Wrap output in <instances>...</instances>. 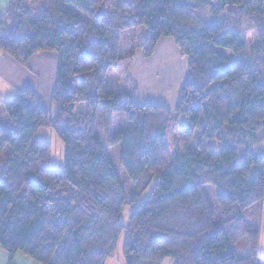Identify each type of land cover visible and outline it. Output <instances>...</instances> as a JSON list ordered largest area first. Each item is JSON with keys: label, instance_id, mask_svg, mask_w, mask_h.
<instances>
[{"label": "trees", "instance_id": "obj_1", "mask_svg": "<svg viewBox=\"0 0 264 264\" xmlns=\"http://www.w3.org/2000/svg\"><path fill=\"white\" fill-rule=\"evenodd\" d=\"M41 2L44 9L33 19L25 0H9L0 15L1 53L24 68L36 54L56 56L51 110L28 87L0 100V158L11 149L0 173V247L9 258L20 253L39 264H105L124 234V264H264L258 232L247 225L264 200V146L257 147L264 142V0ZM204 10L211 18L228 17L211 20ZM140 27L144 58L170 38L185 60L173 112L135 105L133 84L107 90L108 74L123 60L124 38ZM253 27L249 60L223 53L244 56L245 33ZM99 106L123 114L127 124L105 141L96 136ZM181 118L189 125H180ZM50 128L63 145L62 170L52 169L49 144L36 141L40 129ZM172 132L179 143L174 156L167 141ZM114 145L128 179L137 182L146 173L155 179L126 225L120 216L128 199L108 154ZM238 152L243 158L235 163ZM206 186L214 189L221 223ZM241 238L249 249L243 258L234 249Z\"/></svg>", "mask_w": 264, "mask_h": 264}, {"label": "rangeland", "instance_id": "obj_2", "mask_svg": "<svg viewBox=\"0 0 264 264\" xmlns=\"http://www.w3.org/2000/svg\"><path fill=\"white\" fill-rule=\"evenodd\" d=\"M26 6L28 8L33 9L30 13V18H35L39 13H41L44 9V6L41 0H25ZM201 15L214 20H225L228 15L227 13H223L218 17L211 18L208 16L207 11H202ZM245 23V22H243ZM231 24V23H230ZM247 23L243 26L245 27ZM233 25V24H232ZM145 29L143 27L138 28L137 30L128 33L124 38L122 49H121V57L123 58V62L119 65L120 68L118 70H112L108 74L107 77V90L112 92H120L122 89H129L132 87V83L128 80L127 75H122L124 73V68L127 64V60L130 58V51L132 47H137V42L143 36V32ZM246 34V53L244 56L241 55L239 58H233L229 55L228 52L223 51V53L236 61H244L249 60L251 55V49L255 45L256 41V29L251 28ZM170 44H161V47L157 54H153L150 58L151 66H152V74L151 77L145 78L146 83L150 84L153 87L154 92L159 96L162 94V99L164 102L168 104H177L179 97V90L185 80L186 76V65L185 60L180 54L178 48L175 46L172 40H169ZM149 88V87H148ZM150 89V88H149ZM160 97V96H159ZM176 107V106H175ZM175 110V109H174ZM169 111V110H168ZM173 112V111H172ZM188 120L186 118L180 119V125H189ZM126 121L123 114L115 113L112 111L110 106H99L97 111V123H96V136L100 140H107L111 137L117 136L119 133L123 132L126 127ZM203 127V123H200V130ZM176 132V131H175ZM200 131L197 129L196 135L194 139H197L198 133ZM174 132L169 133L168 138V146L171 151L172 156L179 149V143L176 141L177 139L173 136ZM36 141L41 143H47L50 146V155H51V167L54 170H62L63 169V145L54 132L53 129H40L36 135ZM180 142V141H179ZM258 144V150H261L264 146V142L260 141ZM221 145L217 142H212V149L214 151H219ZM11 149L9 147L5 148L1 158H0V173L1 168L5 165V162L10 154ZM108 154L112 166L123 186V189L126 194V198L128 199L126 205L123 207L120 221L122 224L126 225L128 218L133 211V209L138 206L141 202H143L150 194L155 179L154 177L148 175L147 173L140 176L137 182H133L127 178L123 169L119 164V154H120V145H114L108 147ZM243 158V153L238 152L235 163H240ZM252 174H257L258 170L256 167L252 169ZM204 191L207 195V200L211 205L215 220L218 223H221V214L220 210L215 204L214 200V189L212 187L206 186L204 187ZM136 196V197H135ZM135 197V198H134ZM134 201L131 202V200ZM256 207V206H255ZM253 207L252 210L255 208ZM255 214H251L247 219V225L249 228H254L256 224V216ZM123 246H124V234H122L117 242L116 251L111 258H108L105 261V264H124L123 258ZM234 249L239 258H243L249 254L248 243L245 238L239 239L235 245ZM31 261V263H30ZM39 264L27 256H24L20 253H17L12 259L9 258L8 254L0 247V264ZM162 264H172L170 259H165Z\"/></svg>", "mask_w": 264, "mask_h": 264}, {"label": "crops", "instance_id": "obj_3", "mask_svg": "<svg viewBox=\"0 0 264 264\" xmlns=\"http://www.w3.org/2000/svg\"><path fill=\"white\" fill-rule=\"evenodd\" d=\"M8 8L9 0H0L1 16L6 14ZM169 40L171 39L162 38L155 47L154 55L159 51L161 44H170ZM130 54L132 56L131 61L125 66L122 75L124 77V74H126L128 80L135 87L132 102L139 106H163L170 112L174 111L176 104L167 105L162 99L164 98L162 97V92L159 97L154 92L153 87L145 81L146 76L147 78L151 77L153 71L150 62L151 58H144L142 51L137 47H132ZM121 63H124L123 60ZM118 68L120 67L118 66ZM55 75L56 56L53 53L36 54L30 59L28 66L24 68L0 52V100H11L23 88L28 87L36 91L40 105L45 109L51 110L50 98L55 84ZM249 214H255L254 216H256L255 227L251 229L258 232L257 251L259 255L264 257V200L256 205Z\"/></svg>", "mask_w": 264, "mask_h": 264}]
</instances>
